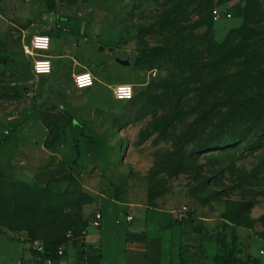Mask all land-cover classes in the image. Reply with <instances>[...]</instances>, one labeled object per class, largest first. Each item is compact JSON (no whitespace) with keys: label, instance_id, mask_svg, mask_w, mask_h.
Returning <instances> with one entry per match:
<instances>
[{"label":"rangeland","instance_id":"obj_1","mask_svg":"<svg viewBox=\"0 0 264 264\" xmlns=\"http://www.w3.org/2000/svg\"><path fill=\"white\" fill-rule=\"evenodd\" d=\"M54 2L0 0V264H38L31 247L52 241L78 262L105 210L156 232L178 220L176 242L211 258L225 241L241 261L264 259V132L226 154L196 147L264 90V0ZM39 33L67 56L43 78L22 49ZM84 71L97 82L79 90ZM258 125L264 106L237 131Z\"/></svg>","mask_w":264,"mask_h":264},{"label":"crops","instance_id":"obj_2","mask_svg":"<svg viewBox=\"0 0 264 264\" xmlns=\"http://www.w3.org/2000/svg\"><path fill=\"white\" fill-rule=\"evenodd\" d=\"M41 34V33H39ZM37 35V34H35ZM43 35H47L46 33ZM34 36V35H32ZM49 36V35H48ZM31 40V39H30ZM52 42L51 47L48 52L44 55L49 57L52 62V73L54 70L53 62H58L65 59L67 56L59 54L56 48L54 52L57 55L52 53ZM27 58V57H26ZM72 59V57H69ZM29 61L30 59L27 58ZM73 60V59H72ZM75 61V60H74ZM30 71H32L31 61H30ZM43 75L36 76V78L49 77L52 75ZM113 85L107 86V89L111 92L110 87ZM92 88V87H91ZM116 100V99H115ZM118 101V100H117ZM111 213L114 218L113 223L108 225L106 222V213ZM118 211L110 210L103 213L101 218V223L99 227L90 226L87 229L85 238L82 241V244L85 246L83 249V256H80L79 261L76 262V255L74 251H69L66 256L68 264H172L171 262V248L173 246L179 245V242H176L174 239L175 230L177 229L178 224H174L170 227L168 223L162 226V230L159 232L157 229L158 224H148L144 223L143 227L138 225V222L128 223L122 221L118 218ZM105 220L103 221V218ZM108 220V218H107ZM144 222V220H141ZM92 228H95L93 232ZM151 230L152 233L148 234L147 231ZM156 230V231H155ZM256 248L259 247V244L255 242ZM260 247H263V244H260ZM66 254V251H65ZM168 255V256H167ZM65 257V256H64ZM64 259V258H63ZM61 259V261H66ZM71 260V261H70ZM260 264H264V259L260 256L257 258Z\"/></svg>","mask_w":264,"mask_h":264},{"label":"trees","instance_id":"obj_3","mask_svg":"<svg viewBox=\"0 0 264 264\" xmlns=\"http://www.w3.org/2000/svg\"><path fill=\"white\" fill-rule=\"evenodd\" d=\"M48 8L51 11L56 9V4L54 0H43ZM51 38V37H50ZM111 52V51H110ZM158 50H155V55H157ZM112 54V52H111ZM136 63H140L139 58L136 59ZM261 106H264V90L261 91L260 94L252 96L248 98V100L242 103H234L233 109L230 114L224 118L223 120H219L217 123L218 132L213 136L211 135L208 140H203L199 144L196 145L197 148L203 150V152L213 151V150H223V152L229 153L230 149L236 148L242 143L246 142L251 133L254 132L255 137H257L260 133L264 132V127L253 126L249 129L242 128L238 129L240 123H244L246 118L250 116L253 112L258 110ZM260 127L262 130H258ZM193 135L190 140H188L189 144L193 142ZM210 147H212L210 149ZM257 149H262L264 152V135H261V140L256 145ZM178 224V220L175 223L171 222L168 227ZM183 225V224H180ZM196 233H201L203 228H193ZM77 237L81 235V233L76 234ZM221 245V254L214 255L212 258L210 257L208 250L204 245L201 246H193L190 244H179L173 246L171 248V263L172 264H259L257 259L254 260H246L241 261L237 258L234 247H230L226 244L225 241L220 242ZM45 253L44 255H39L36 252L32 251L34 261L38 264H44V260L49 258L55 261L56 263L61 260L58 256V250L61 246V242L52 241L48 243H44ZM37 256L42 257V262H37Z\"/></svg>","mask_w":264,"mask_h":264},{"label":"built area","instance_id":"obj_4","mask_svg":"<svg viewBox=\"0 0 264 264\" xmlns=\"http://www.w3.org/2000/svg\"><path fill=\"white\" fill-rule=\"evenodd\" d=\"M215 19L220 18L218 11L213 12ZM60 28V27H59ZM61 29V28H60ZM51 38L48 35H34L28 44H24L22 49L27 58L31 61L33 74L36 76L49 75L52 73V62L49 57L44 55L50 50ZM97 79L88 71H84L73 75V83L77 89H89L94 86ZM113 97L122 102L130 101L134 96L132 85L117 84L110 87ZM101 215L97 214L92 222L94 227H99L101 223ZM65 247L61 246L58 250V256L63 259L65 256ZM31 250L39 255H44L45 246L42 243L35 242ZM42 257L37 256V262H42ZM44 264H56L52 259H45Z\"/></svg>","mask_w":264,"mask_h":264},{"label":"water","instance_id":"obj_5","mask_svg":"<svg viewBox=\"0 0 264 264\" xmlns=\"http://www.w3.org/2000/svg\"><path fill=\"white\" fill-rule=\"evenodd\" d=\"M99 51H105V53L107 55L111 54L110 50H105L104 47H99ZM116 62L121 64L122 66H127L129 64L128 61H123V60H120V59H116Z\"/></svg>","mask_w":264,"mask_h":264}]
</instances>
